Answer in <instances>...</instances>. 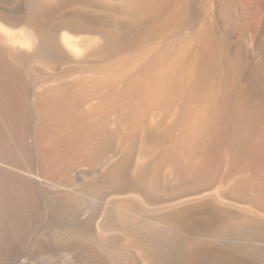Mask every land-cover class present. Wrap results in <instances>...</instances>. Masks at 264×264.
<instances>
[{
	"label": "bare ground",
	"instance_id": "obj_1",
	"mask_svg": "<svg viewBox=\"0 0 264 264\" xmlns=\"http://www.w3.org/2000/svg\"><path fill=\"white\" fill-rule=\"evenodd\" d=\"M7 1L0 0V5ZM23 1V14L0 12V253L10 237H19L26 228L58 224L64 233L51 239L57 259L43 264H124L128 259L132 264H158L157 246L168 240L167 230L194 237L193 230L201 225L204 229L195 233L201 231L198 235L206 241L226 233L227 225L242 216L226 211L218 193H187L188 183L204 176L207 167L199 147L190 146L200 144L202 120L193 116L185 127L191 140L180 137L167 145L159 132L161 122L152 127L145 120L144 113L154 117L164 96L179 88L188 90L185 104L206 108L208 98L200 100L202 84H196L194 76L172 79L176 72L196 71L185 58L179 57L170 73L160 72L168 84H142L137 79L147 75L139 70L126 74L129 89L123 97L105 92L96 104L82 108L88 95L102 89V71L96 66L112 55L113 39L120 31L117 15L121 22L128 20V28L145 17L161 23L188 0H121V10L113 9L109 0H69V20L61 12L65 0ZM238 2L255 9L264 5V0ZM50 6L57 8L51 16L46 12ZM76 33L84 37L72 39ZM198 38V50L210 56V41L203 34ZM79 64L84 70L86 64L98 69L90 84H75ZM54 66L69 67L74 79L64 80ZM114 106L121 113L117 119L110 112ZM176 120L177 128L183 129L184 123ZM185 192L190 199L184 198ZM85 227L91 231L94 245L89 248L94 253L82 248L90 240Z\"/></svg>",
	"mask_w": 264,
	"mask_h": 264
},
{
	"label": "rangeland",
	"instance_id": "obj_2",
	"mask_svg": "<svg viewBox=\"0 0 264 264\" xmlns=\"http://www.w3.org/2000/svg\"><path fill=\"white\" fill-rule=\"evenodd\" d=\"M120 1L108 2L113 9L121 7V10L123 8ZM63 3L68 11L61 5V12H65L63 17L69 20L73 18L69 8L70 1L65 0ZM24 5L22 0H8L4 6L0 5V12L23 14ZM49 8L46 12L51 16L57 8ZM166 16L161 23L145 17L138 25L134 22L133 28H128V20L122 16L124 20L121 22V16L117 15L120 18L117 20L120 31L119 36L113 39L112 55L96 66L102 71V84L100 81L98 83L102 85V89L88 95L82 108L85 110L96 104L105 92L115 94L114 97H123L129 89L124 83L128 76L126 74H138L136 72L139 70L147 75L142 80L136 78L142 84H168L160 76V72L170 73L173 65L185 58L196 71H179L172 75V79L180 82L188 76H194L193 81L202 84L198 95L200 100L208 98L206 108H199L197 103L190 106L185 104V93L188 90L179 88L172 96H164L165 102L153 110L154 117L144 113L145 120L152 127L161 122L159 132L167 145L180 137L191 140L185 127L191 124L193 116L200 118L203 122L199 133L200 144L192 142L190 146H193L192 149L199 147L200 156L203 160L206 159L204 163L208 162L205 163L207 167L204 176L199 179L196 177L198 180L193 179L191 184L188 183L190 190L187 193L198 196H213L218 193L224 202L223 208L242 217L227 225L226 233L230 236L224 232L222 235L225 237L222 238L221 235L216 240L210 238L206 241L199 237L201 231L195 233V230L204 229L201 225L190 230L194 231V237L174 232L175 229H170L173 232L167 230L169 236L166 238L169 242H164L166 246L169 244L172 250V242L180 241L181 244H175L171 253L169 248L163 249L166 246L160 241L158 246H161H157L159 249L156 251L157 259L160 260L158 264H264V5L255 9L248 3L242 6L238 0H188L187 6L179 5L176 12ZM201 34L210 41V56H205L197 48V39ZM83 37V33L72 34V39L80 40ZM85 66L86 70L82 64L76 65L75 84H90L93 71L98 70L90 64ZM54 68L60 70L61 77L66 76L64 80L74 79L68 74L69 67ZM207 88L212 89L209 91ZM110 112L116 119V116H121L117 106ZM175 116L181 124L184 123L183 129L177 128ZM170 126L174 128L169 130ZM103 149L107 152L109 147L107 149L105 145ZM232 178L237 182L232 183ZM188 194L184 196L185 199L191 198ZM55 226L26 228L19 237H10L7 249L0 253V264H18L19 260L43 264L50 259L56 260L58 253L52 248L51 239L54 242L53 239L60 238L64 232L61 233L63 229L58 224ZM84 229L90 240L87 247L82 248H88L94 253L89 248L94 245L90 237L91 231L86 227ZM187 239L191 240L187 242ZM186 242L190 245L185 244ZM167 249L169 252H166ZM182 249L183 253L186 251L189 254L183 255ZM175 253L180 254L177 257ZM167 254H170L171 260ZM186 255L188 259L180 258ZM126 261L124 264L133 262L131 259ZM154 263L157 264V261Z\"/></svg>",
	"mask_w": 264,
	"mask_h": 264
}]
</instances>
